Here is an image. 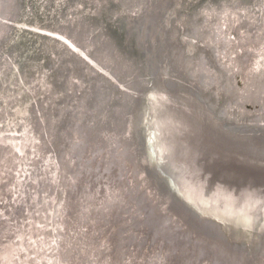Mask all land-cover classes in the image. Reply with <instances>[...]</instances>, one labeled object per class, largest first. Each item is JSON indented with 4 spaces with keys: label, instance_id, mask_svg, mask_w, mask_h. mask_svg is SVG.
I'll return each instance as SVG.
<instances>
[{
    "label": "water",
    "instance_id": "1",
    "mask_svg": "<svg viewBox=\"0 0 264 264\" xmlns=\"http://www.w3.org/2000/svg\"><path fill=\"white\" fill-rule=\"evenodd\" d=\"M57 1L55 23L61 30L44 29L64 34L67 41L47 33L37 36L38 41L48 42L54 51V56L44 58L41 68L46 72L44 80L48 89L45 91L43 87L44 80L42 85L36 80L37 86L33 88L25 84L28 101L25 100L22 109L14 111L18 118L9 129V125L3 126L6 115L1 112H9L8 103L20 99L22 85L11 84L19 77L17 73L9 79L13 90L6 98L8 102L0 100V159L4 160L2 168L5 175H10L11 186L16 188L10 192L9 205L0 207V229L10 223L21 231L11 237L13 248L6 264L48 263L41 258L43 247L37 243L40 238L36 240L35 234L28 237L24 228L33 224L38 229L54 222L64 168L70 177L68 165L71 163L77 164L78 171L82 172V163L88 167L90 161L87 152L95 157L90 165L96 176L111 180L109 184L118 183L119 192L124 195L119 198L108 195L105 200L102 197L104 205L98 210L97 223L90 224L88 230L80 228L68 241L53 246L56 261L53 259L51 264L57 261L60 264H122L116 253L118 250L120 254L122 240L128 237L127 231L132 232V241L137 240L142 226L133 225L143 219L140 213L144 212L135 203L140 199V204H145L151 193L164 195L173 201L172 205H181L218 225L220 232L214 233L218 240L208 236L207 240L204 234L197 233V238L212 244L210 252L200 258L214 264H225L226 260L229 264H264V129L244 125L221 112L209 100L207 89L198 79L175 68L170 57L174 58L172 52L177 55L178 51L172 46L168 53L163 52L169 41L170 24L166 26V22L174 12L162 16L157 3L152 4L153 10L139 11V0ZM24 5L26 9L29 6ZM181 5L183 0L179 8ZM89 8L94 12H88ZM23 15L16 20L18 24L13 25V30L10 27L13 16L7 17L8 26L3 28V37L10 32L0 39L3 73H8L10 68L25 71L23 68L30 56L43 45H38L36 50L37 44L28 42L29 37L22 41L29 45L22 54L15 49L22 40L19 32L30 23L25 21L28 12ZM45 23L42 19L37 22L40 27ZM124 56L125 62H119ZM128 62L130 70L124 67ZM28 66L30 73L35 70L32 65ZM3 86L0 83V88ZM136 88L135 98L140 93V102L144 106L147 102L154 153L160 159V164L156 160V165L149 164V170L145 167L153 177L151 181H155L148 182L149 185L145 178L140 180L135 169L129 168L127 156L119 157L122 150L128 152L123 137L125 123L119 121L120 115L128 113L122 101L132 100L131 91ZM37 89L38 95L30 98ZM2 94H5L3 89ZM113 119L120 130L111 129ZM121 137L125 139L124 146L119 144ZM109 156L113 159L106 163ZM130 188L134 193L131 200L127 193ZM176 217L174 221L178 223ZM114 218L116 226L113 229L110 226L111 231L105 238L104 226ZM120 220L125 221L120 223ZM101 236L105 239L101 240ZM96 248L102 249L101 263L94 262ZM37 254L41 257L35 258ZM123 258L129 261L128 255Z\"/></svg>",
    "mask_w": 264,
    "mask_h": 264
},
{
    "label": "bare ground",
    "instance_id": "2",
    "mask_svg": "<svg viewBox=\"0 0 264 264\" xmlns=\"http://www.w3.org/2000/svg\"><path fill=\"white\" fill-rule=\"evenodd\" d=\"M181 1L182 0H168V4L166 0H139L137 9L139 11H145L146 9L153 10L152 4L157 3L162 10V16H166V13L173 11L174 15H170L166 22V26L170 24L167 31L169 34V41L165 44L163 52L167 51L168 53L172 49V46H174V51H178L177 55L172 52V54L175 55L174 58L172 55L170 57L175 65V68L182 69L183 71L185 70L193 78L198 79L207 89L209 100H211L214 107H218L221 112H224V114L228 115L230 118H233L244 125H251L250 127L264 129V112L256 109H247V105L249 104L253 107H264V0H258L257 3L255 0H183L184 5H181V8H179ZM20 5V0H0V39H4L10 33L8 32L3 37V28H5L6 25L8 26L9 23V19L7 17L13 16L14 18H19V15L22 13V7H20ZM87 10L88 12H94L93 10H90V8ZM172 16L174 17L170 20ZM18 18L10 21V27L12 30L13 25L16 23ZM30 20L32 21L27 24L26 28H28V32L32 37L28 40V42L31 41L32 43L37 44L36 46L34 45L35 49L38 45L43 43L39 51L32 54L30 56L31 60L29 58V61L26 63L28 68V65H32V68H35V70L32 69V72L30 73V70L24 66L25 68H23V70L25 71L17 69L16 72L14 70L15 68H10L8 73L0 72V83L3 85H5L6 81L11 77L13 79L15 73H17L19 77L16 76V78L12 80V83L9 82L11 84H20L22 87L27 84L29 87L33 88L36 84H33V81L36 82V80H39V84L42 85V81L46 76V72L41 70L44 66V58L46 56H54V51L48 42H43L42 39L38 41L37 36L41 33H47L50 34V36L57 37V39L67 41L64 34L61 35L56 31L46 32V29L43 27H38L37 22L41 19H36L35 17L30 18ZM102 22L105 24L106 28L109 27L106 25V21ZM226 26L230 27L228 28L229 31H235V34L231 38L226 31ZM112 27L114 28L117 26ZM22 35L26 36V34ZM97 35L98 34L96 33V36ZM164 36L166 37V35ZM23 40H26V37L19 41V43H21L19 44L20 47L15 48L16 50H19V53L21 54L23 49L26 46H29L26 41L22 42ZM183 42L184 44L182 46ZM116 57L117 55L115 56L114 54L115 59ZM123 59L119 58L118 61L125 62L126 57L124 56ZM128 64L124 63V67L130 70V62H128ZM125 71H127V69H125ZM236 71L242 72V87H237L235 80H232V82L229 79V73L232 74L233 72L234 78ZM38 72H40V75L39 78H36V74ZM133 75H135V72L132 73V76ZM24 80H29V82ZM46 83L47 82L44 80V89L46 88ZM137 87H140L139 80H137ZM40 88H42V86ZM1 89L3 88H0V91ZM11 90H13V86L10 88V91ZM136 91L137 88L136 90L131 91L133 94H131L130 97L133 98V102L132 100H129V102L124 100L126 103L122 101V104L123 106H126V111L128 113L126 114L123 112L124 115H120L119 121L123 120L125 123L123 137L127 141L128 152L122 150L119 157L127 156L129 158L128 162L131 163L129 168L135 169L137 176L140 177V180L145 178L144 180H146L147 183H155V181H151V178L153 177L151 174H148L149 171L147 172L146 169L149 170V164L153 165L155 162L154 160L160 164V159L155 157L154 153V135L152 134L153 131L150 132L149 129V121L147 119L148 117L146 112L147 102L145 106L143 102H140V93L135 98ZM36 92H38V89L34 90L32 94ZM17 99L18 96L13 97V100L16 101ZM23 105L24 102L19 105H15L13 111L18 108L22 109ZM9 109L12 110V107H9ZM117 109L118 108H115L114 111H117ZM142 109H144V112ZM7 112L8 111H2L1 113L5 116ZM112 122L111 129H115V131L120 130L114 119ZM123 137H121L119 142L121 146H124L123 142L125 139ZM90 159H88V161ZM112 159L113 158L109 156L106 159V163ZM116 159L118 158L116 157L115 160ZM3 161V159H0V166L3 165ZM89 164L87 167L86 164L83 165L82 163V171L86 173V168H88L89 172L90 170L92 172V167L90 168ZM154 165L156 164L154 163ZM97 167L99 166L97 165ZM106 169L107 168H105V170ZM145 173L147 176L143 177L142 175ZM92 174H94V170ZM92 174H90V176H92ZM0 183V185L4 183L12 185L10 179L9 182L0 180ZM15 183L17 184V182H14V184ZM20 183L19 178L18 190ZM149 184L150 183H148V185ZM24 188L22 190L23 192L25 191ZM151 188L153 189V187ZM14 189L16 190L15 186L12 190ZM131 197H134V194ZM151 200H153V202H151ZM172 202L173 201L164 195L151 193L148 201H146L145 204H140V207L144 209L145 213L144 216H141L143 219L140 221V224L142 225L140 226L141 229L145 227V233L148 232V236L143 240H141L142 236H140L143 232L141 231L140 234L138 233L137 236L140 237V248H142L141 246L145 244L147 239L150 237V244L157 242L160 248L167 247L169 250L166 255L156 259L151 257V253L148 254L146 261H148L149 264H170L169 259H167V255L169 256L174 253V245L176 244V246H179L180 249L178 252V259H180L179 264L182 262L183 264L197 263L202 260L200 257H203V255H205L208 251L210 252V247L212 245L208 241L205 242L201 238H197V233L204 234L207 240H209L208 237H213L218 240V236L216 234L219 229L216 228L218 227L216 223L204 218L203 220L195 213L185 210L181 205H172ZM146 205L149 206L150 209H146L149 208ZM176 208H179V210L176 211ZM175 217L178 223L174 221ZM203 221H205V223ZM205 226L208 228L207 230L204 228ZM129 234L130 233L127 234L128 237H130ZM185 240H188V242L186 243ZM121 243L120 254L118 253L119 258L117 259L118 261L122 259L123 263L125 261L123 256L125 254L127 255L126 251L130 253L129 249H132V245H130L128 241L125 242L124 240H122ZM218 247L221 249L222 246L219 245ZM97 249L98 248H96L95 251ZM121 250L123 251L121 252ZM192 251H195L196 253L193 254ZM101 252L102 249L100 248L96 251L97 257L94 256L95 263L102 262L103 253L101 254ZM141 254L142 252H140V256ZM142 256H146V254H142ZM142 256L139 260H142L143 263L145 262V258H142ZM63 260L67 263L65 259ZM224 263L229 264V261L226 260ZM206 264H211V262H206ZM212 264L214 263L212 262Z\"/></svg>",
    "mask_w": 264,
    "mask_h": 264
},
{
    "label": "rangeland",
    "instance_id": "3",
    "mask_svg": "<svg viewBox=\"0 0 264 264\" xmlns=\"http://www.w3.org/2000/svg\"><path fill=\"white\" fill-rule=\"evenodd\" d=\"M21 1V5L20 7H22L21 10V14L19 15V18L26 13V11L28 12V15L25 17V21L29 20L30 22L32 20H30V18H35L36 19H42L43 21H46V23L44 24L45 26H42L43 28L47 27V29H55L56 31H60L61 30V26L57 25V21L55 23L56 20V7H54V3H57V0H20ZM26 1V2H25ZM62 2V0H59ZM256 3L258 2V0H255ZM28 4L29 6L25 7L24 4ZM77 7V6H76ZM81 7V6H80ZM20 12V11H19ZM25 16V15H23ZM30 18H29V17ZM18 18V17H15ZM18 24V23H15ZM40 24V23H39ZM40 27V26H38ZM227 33L230 35V38L235 34V31H229L227 27ZM23 30L21 32H19V38L23 39V38H29L32 37L29 32H28V28H22ZM22 34H26V36L22 35ZM0 67L2 68V72L3 73V67L4 64H1ZM5 68V67H4ZM7 68V67H6ZM39 74V73H38ZM241 75L242 72L236 71V73L234 74V80H235V84L238 87H242L243 85V81L241 79ZM38 75L36 74V77ZM39 77V76H38ZM9 80L6 81L5 85L3 86V92L5 90V94L0 95V100H4L5 102L7 101V97L9 95H11L10 88L9 85L10 84ZM25 87V88H24ZM9 89V90H8ZM17 90V89H16ZM24 90V91H23ZM2 91V89H1ZM7 91V92H6ZM28 89L26 86L22 87V92L20 95V99H18L15 103H11L12 106H15L19 103L25 102V100L28 101L29 98V94H28ZM14 95H17L14 92ZM9 104V103H8ZM10 105V104H9ZM247 109L249 110H254V107L249 104L247 106ZM10 116L8 117V120H5V128L9 125V128H12V126L14 125V122L16 121V119L18 118L16 113L11 110L10 112ZM85 154V153H84ZM87 157L90 159V162L92 160V155L90 153H86ZM2 159V158H1ZM68 160H71V155L68 158ZM93 160H95L93 158ZM72 161H75V159H72ZM95 162V161H94ZM1 163V162H0ZM94 164V163H93ZM99 164V163H98ZM101 164V163H100ZM99 164V165H100ZM129 165V167L131 166V163H126ZM90 165V164H89ZM2 166V165H1ZM0 166V180L1 181H8L9 182V176L10 175H5L3 168ZM92 167V165H90V168ZM68 168L70 170V174L71 177L67 174V171L64 168L63 171V176H62V185L59 188L58 191V196H56V213L54 215V222L49 224H44L41 226H38L39 228L36 229V227H34L33 224L28 225L27 228H24V231L26 232L28 237H31L33 234H35V236L37 235V238H40L37 243L38 245L43 247V250L40 252V255H37L35 258H37L38 256H40L42 258L43 261H47L49 264H51V262L53 261V259H55V253L56 250L53 249V246H57L60 240V243H65L66 240L68 241L70 239V237L76 232L79 231L80 228L89 229L90 224H94L97 223L98 218H97V213L100 207H102L104 205V200L107 198V196H115V198H119L121 196H123L124 194L119 192L121 191L120 189V185L116 182H113L112 184L109 182L111 180H107V179H100L99 177H97L95 171L94 174H92L93 172V168H92V172L90 170H88V168H86V173L84 171L79 172L77 169V164L71 163L68 165ZM97 170H100L99 168H97ZM3 171V173H2ZM2 173V174H1ZM73 174V175H72ZM78 176H77V175ZM90 174H92V176H90ZM134 183V182H133ZM1 184V183H0ZM102 184L107 185V187L103 188ZM9 186V187H8ZM110 186V187H109ZM132 186V182L131 185H129V187ZM13 186L8 185L7 183H4L2 185H0V207H6L9 205L8 199L11 195V191H12ZM104 189H112L115 190V192H111L108 194V192H104ZM128 197H131L134 193L132 188H130L128 190ZM132 194V195H131ZM103 197V199H102ZM134 199V198H133ZM144 202V200H143ZM151 202H153V200H151ZM140 199L137 201V203H135L137 206H140ZM139 204V205H138ZM138 208V207H137ZM140 212H142V208L140 207ZM141 215L144 216V212L140 213ZM107 216H108V211H107ZM125 217H122L121 219H123ZM115 218L113 219V222L108 221V223L104 226V234L106 235L105 238H107V233H109L110 230V226H112V229L116 226V223L114 222ZM121 221V220H120ZM125 221V220H124ZM121 221L120 223L124 222ZM138 225V227L140 226V222L135 223L133 225ZM15 226V227H14ZM93 226V225H91ZM92 230V229H90ZM49 231L51 233H49ZM140 236H142V240L148 236V232L145 233V227L143 229H141L138 231V233L140 234ZM18 232H21L18 227L14 224H4V226L0 229V264H6L7 260L9 259V256L11 254L13 245L11 241V237L16 235ZM128 233H132L130 231H127ZM49 233V235H48ZM4 234V235H3ZM52 235V237H51ZM131 235V234H130ZM103 236V234H102ZM101 236V240L105 239L102 238ZM44 237V238H41ZM109 237V236H108ZM112 237V234H111ZM16 242H18L17 239H15ZM59 243V244H60ZM177 245V244H176ZM174 245V253L170 254L169 256L167 255V259H169L170 264H179L180 259L178 252H179V246ZM142 248L139 247H135V249H131L130 254L128 255V262H126L127 264H149L148 261H146V257L148 254L151 253V257H153L154 259L158 258V257H163L164 255H166V253L169 252L167 247H162L160 248L158 246V243H151L150 244V237L147 239V241L145 242V244H143L141 246ZM133 250V251H132ZM189 250V248H188ZM55 251V253H54ZM140 252H142L143 255L146 254V256H142V258H145V262L142 263V260H139L141 258L140 256ZM192 253H196L195 251H192ZM95 258V257H94ZM61 259V256H60ZM166 259V261H167ZM125 260V259H124ZM57 261L56 264H60V262ZM206 262H210V260H205L202 259L197 263H193V264H206ZM47 263V264H48ZM125 261L122 264H126ZM183 264V262L181 263ZM188 264H192V263H188ZM212 264V263H211Z\"/></svg>",
    "mask_w": 264,
    "mask_h": 264
},
{
    "label": "flooded vegetation",
    "instance_id": "4",
    "mask_svg": "<svg viewBox=\"0 0 264 264\" xmlns=\"http://www.w3.org/2000/svg\"><path fill=\"white\" fill-rule=\"evenodd\" d=\"M229 79H230V81H234V78H233V72H232V74L231 73H229ZM33 81V80H32ZM232 81V82H233ZM36 82H34L33 81V84H35ZM237 86V85H236ZM238 87V86H237ZM40 89H42V88H40ZM47 90V84H46V88H45V91ZM38 91H39V89H38ZM33 93V92H32ZM38 95V92H36V93H34V94H31V96H30V98H32V97H35V96H37ZM248 106V105H247ZM9 107H12V110H13V108H14V106H12V104L10 103V105H9ZM254 109H256V110H258V111H263L264 112V107L262 108V107H260V106H256V107H254ZM10 112L11 111H9V112H7V114H6V117H5V120H8V117L11 115L10 114ZM5 123H6V121H4V124H3V126H5ZM108 169V168H107ZM25 171V170H24ZM16 191V190H15ZM134 198V197H133ZM127 234H128V232H127ZM131 235H130V237H126V238H124V241L125 242H129V244L130 245H132V249H135V247H139L140 246V237H138L137 236V240H133L132 241V239H133V236H132V233H130ZM59 241V243H60V240H58ZM131 241V242H130ZM136 242V243H135ZM101 247V246H100ZM130 250V252H131V249H129ZM136 250V249H135ZM123 250H121V252H122ZM126 251V250H125ZM133 251V250H132ZM127 252V255H129L130 253H128V251H126ZM117 257H118V250H117ZM64 256V255H63Z\"/></svg>",
    "mask_w": 264,
    "mask_h": 264
}]
</instances>
